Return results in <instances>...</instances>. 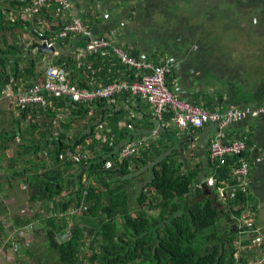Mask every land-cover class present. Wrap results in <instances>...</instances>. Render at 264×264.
Segmentation results:
<instances>
[{"label":"trees","instance_id":"trees-1","mask_svg":"<svg viewBox=\"0 0 264 264\" xmlns=\"http://www.w3.org/2000/svg\"><path fill=\"white\" fill-rule=\"evenodd\" d=\"M184 1L191 4L190 0ZM199 1L202 0H194L195 4H191L186 11L184 9V13L173 21H191L192 12L210 17L211 6L200 5ZM214 1L217 7L212 10L224 7V0H219V3ZM0 2L4 4H0V116L8 118V115L10 118L8 113L13 112V121L9 126L0 124V192L8 200L17 189L18 179L23 185L21 191L31 192L29 203L40 204L39 210L33 214L13 215L6 220L4 216H7L9 204L4 202L2 206L0 203V239L14 232V240L6 242L5 248L14 253L18 264H252V258L262 257V245L256 249H245L254 238L264 233V223L257 217L256 198L249 187V180L247 191L241 192L229 177L232 169L238 167V157L227 156L225 164L219 168L217 162L215 165L211 161L208 149L207 158L214 169L213 175L227 180L229 184L227 201L222 204L216 190L203 195L204 191L200 189V175L205 166L202 162L193 164L192 159L185 156L182 160H173L174 155L169 154L167 157L159 156V162L150 167L148 154L144 151L146 141L132 134L131 121L135 119L128 116L123 128H118L123 113L121 108L107 119V112L112 114L113 109L117 110L115 104L118 97L145 102L143 99L122 93L113 99L115 102L97 99L76 103L67 96L45 93V105L15 107L5 94L27 91L44 82L45 68L42 78H39V67L43 63L41 56L46 52L40 49L43 40H49L53 47L55 43L61 45L62 40H68L73 34L64 39L58 37V32L71 16L68 11L59 8L61 10H57L55 16L62 19L59 20L62 23L53 26L55 31L50 33L44 29V20L53 19L50 10L42 9L39 15L34 13L25 20L22 10L30 5L28 2ZM71 3L75 8L73 16L84 23L83 7L76 5L77 0H71ZM143 3H134L136 5L131 4V7L141 9ZM48 5L44 8L55 10L57 7L53 3ZM103 10L110 15L109 10ZM9 11L15 15L14 21L8 19L6 12ZM222 13L219 12V17ZM20 32L29 34L37 43L18 41ZM4 33L13 35L11 43L7 42ZM219 38L214 36L210 40L205 33L198 41L205 46L218 45ZM33 50L36 51L34 54ZM67 62L68 59L59 54L52 57L51 64L61 66L72 84L65 69ZM74 69L78 68L74 66ZM20 88L23 91H19ZM168 89L182 99L178 89ZM260 105H264V100L230 108ZM230 108L218 112L223 113ZM262 118L264 116L251 119L261 121ZM173 119L171 112L156 115L150 111L148 121L154 131L157 125H163L164 130L167 124L177 128ZM106 120L111 123V131L99 132L96 137V128ZM55 123L57 125L53 126ZM76 124L78 128L73 130ZM124 137L129 140L121 143ZM229 143L224 140V145ZM10 146H14L13 155L6 157L4 152ZM124 148H131L132 153L121 158ZM4 160L9 162V167L4 168ZM108 164L112 166L108 168ZM141 172L147 174L148 181L134 197L137 210L132 211L129 190ZM233 194L235 196H231ZM247 209H250L249 218L254 222L246 228L244 225L239 228L238 219L247 213ZM153 212L156 214L152 215ZM29 225L33 235L26 242L23 238L27 237L28 231L25 230ZM12 242L18 246L11 248ZM241 250L247 251L235 257V253Z\"/></svg>","mask_w":264,"mask_h":264},{"label":"crops","instance_id":"crops-1","mask_svg":"<svg viewBox=\"0 0 264 264\" xmlns=\"http://www.w3.org/2000/svg\"><path fill=\"white\" fill-rule=\"evenodd\" d=\"M25 1L31 2V0ZM213 1H199L200 5L211 6L210 17L207 16L209 18L207 26L204 23L199 25L197 20L200 19L195 17L196 12L190 14L192 19L186 23L173 21L184 13V9L186 11V8H191V4L192 6L195 4L194 0H190L191 4L184 0H77L76 5L83 7L84 23L95 38L109 39L113 48H119L135 59L150 63L151 66H163V64L172 66L173 68L167 73V84L173 91L178 89V94L183 100L198 105L210 113L222 112L235 105L244 107L248 103H260L264 100V76L260 73L261 69L264 70V54L261 52L264 49V2L224 0L222 1L224 11L216 19V11L212 9L217 6ZM140 2L144 3L141 9L137 8L138 11L131 7V4L136 5L134 3ZM44 7L35 14L39 15L42 9L50 10L53 19L44 20V29L53 33L55 30L52 27L62 23L59 21L62 19L55 16V12H51L53 8ZM103 8L109 10L110 15ZM217 20L221 21V24L225 23V26L221 27L220 24V27L214 30L212 27L218 25ZM81 22L83 23L82 20ZM205 33L210 40L214 36L220 37V43L207 46L200 43L198 38ZM241 34H260L258 38L262 42L252 45L254 59L250 62L243 61L252 50L248 46L242 49L238 37ZM18 41L37 43L36 39L26 33L18 34ZM61 43V45L55 43L51 52L46 51L41 56L43 63L39 67V78H42L44 68L51 63L52 57L59 54L69 61L65 69L70 74L72 84L90 90L115 83H132L135 82L137 75L151 72L150 70L138 72L126 66L114 49L87 54L85 52L87 38L80 34L70 35L68 40H62ZM35 52L32 51L33 54ZM64 62L66 67V61ZM74 66L78 69L75 70ZM130 73L133 74L131 80ZM19 91L23 89L20 88ZM12 94L15 93H6L5 97L10 98ZM115 106L116 112L114 109L112 114L107 112V119L112 118L120 108L123 113L120 115L122 119L118 122V128H123L128 116L135 119L131 121L132 134L146 141L144 151L148 154L149 164L148 162L147 164L150 167L159 162L157 161L160 160L159 156L167 157L173 154V160L176 158L182 160L185 156L191 158L193 164L202 162L205 165L200 175L202 181L213 176L219 185L225 187L229 185L227 180H222L216 174L213 175L214 169L207 158L209 143L217 130L214 124H208L200 130H179L168 124L165 125L168 130H164L163 125H157V130L152 131L148 121L152 110L145 102L118 97ZM8 114L11 119L9 121L4 119V115L0 116L2 126H9L13 121V112ZM108 120L98 129L96 128L98 130L96 137L99 132L103 134L111 131V123ZM85 123L86 121L81 125ZM56 125L55 123L53 126ZM223 136V143L224 140L232 139L245 142L243 155L236 156L237 166L244 164L248 169L247 182L249 180V187L256 198L257 217L261 223H264V118L261 121L247 118L240 123L231 124L223 131ZM127 140L129 139L124 137L121 143ZM10 147H13V153L14 146ZM229 177L232 182V172ZM258 180L260 184L256 182Z\"/></svg>","mask_w":264,"mask_h":264},{"label":"built area","instance_id":"built-area-1","mask_svg":"<svg viewBox=\"0 0 264 264\" xmlns=\"http://www.w3.org/2000/svg\"><path fill=\"white\" fill-rule=\"evenodd\" d=\"M50 3L57 5L54 10L55 14H57V10L64 9L65 11H68L71 16L69 18L70 22L65 24L62 30L58 32L59 38L65 39L68 38L70 34H80L87 38L85 49L87 54H95L101 51L106 52L110 49H114V52L119 55L121 61L126 64V66L135 69L138 72L148 70L151 72L148 74H141L140 76L137 75L135 82L132 83H115L90 90L74 86L69 82L68 74L63 68H61V66H53V64L48 63L45 67V78L43 83L36 84L27 91L12 94L10 96L15 107L18 105H45V93L62 97L67 96L76 103L91 102L97 99H104L110 103L112 101L115 102L113 99L120 96L122 93H129L132 96L143 99L151 106L152 111L156 115H161L164 112L173 113V122L180 130L200 129L207 124H214L218 128V131L209 146V157L211 161H213V164L216 165L217 162L219 168L225 164L227 157L224 159V155L231 157L240 156L242 152H244L246 146L245 142L241 140L228 141L230 142L229 145H224L223 131L227 126L242 122L248 117L256 118L264 116V105L246 107L244 109L230 108L223 113H210L200 107L192 105L191 103L180 99L168 89L166 77L169 70L173 68L172 66H164V64L163 66H151L150 63L135 59L119 48H113L111 40L93 37L81 20L76 16H73V12L75 14V9L71 0H31V2H29L30 5L22 10L23 17L25 20L31 18V16L39 11L40 8L48 6ZM6 15L11 21L15 20V15L12 11L6 12ZM43 42L46 44V48H52V44L49 40L45 39ZM131 153V148H124L121 151V158H126ZM111 166V164L107 165L108 168ZM247 176L248 169L244 164H240V166L232 169L233 182L236 184V188L241 192H245L248 189ZM202 183H204L207 188L214 185L212 190H216L218 200H220L222 204H225L227 201V186L219 185L213 176L209 177L204 182H201L200 189ZM231 196H235V194ZM245 217H249V212L246 213ZM25 231H28V233L27 237L23 239L28 242L33 235L31 226L29 225ZM18 234L20 235V230H18ZM13 235L14 232H10V234L5 237L7 238V241L5 242H11L14 240ZM254 239L258 242L256 247L262 245V257L257 258L256 256V258L251 259V262L252 264H262L264 260V233L258 235ZM17 246L16 243H11L12 248H16ZM0 253L4 255V257L6 255V259L9 257V255L5 253ZM13 260H15V255Z\"/></svg>","mask_w":264,"mask_h":264},{"label":"rangeland","instance_id":"rangeland-1","mask_svg":"<svg viewBox=\"0 0 264 264\" xmlns=\"http://www.w3.org/2000/svg\"><path fill=\"white\" fill-rule=\"evenodd\" d=\"M0 4L1 5H4L3 2H0ZM198 11H204V10L203 9H199ZM223 11H224L223 8H218L217 11H216V13L223 12ZM232 15H233L232 17H234V14H232ZM196 16L198 18H200V23L202 22V23L206 24V26L208 25L209 18L207 16H204L201 13H198V12H196ZM216 18L218 19L219 18V15L216 14ZM216 22H218V25L212 27L214 30L218 29L220 27V24H221V21H218L217 20ZM200 23H199V25H200ZM223 26H225V23L221 24V27H223ZM254 27H256V26H254ZM228 28H229V26H228ZM4 35H5V37H7V42L11 43L12 40H13V35L11 36L8 33H4ZM258 35L260 37V34H257V35H244V34L238 35L239 41L241 43L240 45L242 46V49H244V47H247L248 46L252 50V51H249L248 55L244 58L243 61L246 60L247 62H250V61H252V59H254V47L252 45L253 44H258V43L260 44V42H262L261 39L258 38ZM261 52L264 54V49ZM243 61H242V63H243ZM260 73L264 76V70L263 69L260 70ZM7 117L8 118H4V119L5 120H8V121L11 120L8 115H7ZM77 128H78V124H76L74 126L73 130H76ZM12 151H13V147H10V149H8V151L4 152L5 154H7L6 157L7 156H10L11 157V155H13ZM223 157L225 159L227 157V155H224ZM3 162H4V168L7 167V166L9 167V165H10L9 162H7L6 160H4ZM16 169L18 170V166H17ZM146 179H147V174L144 173V172H141L140 175L135 179V181H133V184L134 185L129 190V194L131 196V199L129 201V206H130V208H131L132 211L137 210V206H136V202L134 201V197L137 196L138 192L140 191L139 190L140 187L146 186V183L148 181ZM206 179H208V178H205L202 182H204ZM256 182L258 184H260V180H258ZM22 187H23V185L20 184L19 181H18V179H17L16 180V188L17 189L15 190V193H13V192L11 193L12 195H10V197L8 198V200L6 198H4L3 193L0 192V203H2V206L4 205V202H6L7 204H9L8 209H6V211H7L6 215L7 216H4V219L7 220L8 217H11L13 215H19V216L26 215L24 213H28V215L29 214H33V212L39 210L40 204L39 205H36V204L29 203V197L31 195V192H27L28 190H26L24 192L21 191L22 190ZM213 187H214V185L209 186V188H207L205 186V184L202 183L201 189L203 191L204 190H207L208 193H211L213 191L212 190ZM2 190H3L4 193H6L5 192L6 191L5 188H2ZM28 209L31 210V212L28 211ZM246 212H250V209H247ZM155 214L156 213H154V212L152 213V215H155ZM245 215L246 214H243L242 217L238 219L237 227L240 228L242 225H244L245 228H246L251 223L254 222V219H250L249 217L246 218ZM260 226H263V225H260ZM36 227H37V225L34 226L35 229H36ZM67 233H68V229H67ZM244 235H246V231H245V234ZM5 241H7V238L1 237V239H0V252L9 255V257L6 259L5 257H7V256L5 255V257H4V255H2L0 253V264H18L16 262V258H15V260H13L14 259V253L11 252V251H8L5 248V245H6V242ZM257 244H258V242L256 241V239H253L251 241V243L248 244L245 247V249H250V248L256 249ZM244 251H247V250H241V251L235 253L234 256L237 257L239 255V253L244 252Z\"/></svg>","mask_w":264,"mask_h":264},{"label":"water","instance_id":"water-1","mask_svg":"<svg viewBox=\"0 0 264 264\" xmlns=\"http://www.w3.org/2000/svg\"><path fill=\"white\" fill-rule=\"evenodd\" d=\"M41 39H44V37H41ZM42 51H52V49L51 48H46V44L45 43H43L42 44V46H41V48H40ZM208 194V191L207 190H204V193H203V195H207Z\"/></svg>","mask_w":264,"mask_h":264}]
</instances>
